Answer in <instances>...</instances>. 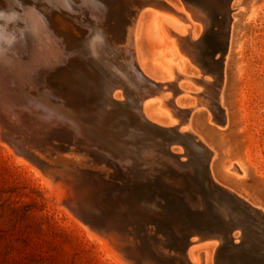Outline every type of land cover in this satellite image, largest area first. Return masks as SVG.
Instances as JSON below:
<instances>
[{
  "label": "bare ground",
  "instance_id": "obj_1",
  "mask_svg": "<svg viewBox=\"0 0 264 264\" xmlns=\"http://www.w3.org/2000/svg\"><path fill=\"white\" fill-rule=\"evenodd\" d=\"M237 9L228 0H0V147L116 264H208L204 246L216 240L215 261L257 257L264 208L217 182L216 151L192 125L206 105L212 122L228 123L222 92ZM144 33L163 77L145 67ZM181 95L197 101L184 107ZM227 171L245 174L238 161ZM140 193L153 197L140 202ZM176 240L184 249L156 250Z\"/></svg>",
  "mask_w": 264,
  "mask_h": 264
},
{
  "label": "rangeland",
  "instance_id": "obj_2",
  "mask_svg": "<svg viewBox=\"0 0 264 264\" xmlns=\"http://www.w3.org/2000/svg\"><path fill=\"white\" fill-rule=\"evenodd\" d=\"M68 1L71 5L85 2ZM171 1L178 5L183 3V0ZM228 5L238 7L230 13L236 18L233 20V41L225 63L226 79L222 92L228 123L221 127L212 122V114L206 105L193 113L192 125L216 151L212 166L217 182L264 208V0H228ZM79 9L83 10L84 6L81 5ZM78 15L73 13V16ZM199 29L197 26L196 31ZM142 55L147 70L156 78L163 77L154 64L156 48L146 33L142 36ZM186 69L193 75L200 72V68L191 62ZM182 85L196 88L186 80ZM173 92L175 89L170 90L171 95ZM179 100L184 107L197 101L196 97L190 95H181ZM206 101L208 104L209 99L206 98ZM155 117L161 125L170 127L167 125L168 117L160 113ZM170 147L175 152L181 150L179 144ZM181 153V159L187 160L183 148ZM234 161L241 163L245 174L227 171V166ZM152 197L151 193H140L137 194V201L144 202ZM154 224L151 222L149 226ZM171 226L163 223L161 228L170 234L173 241L171 234L174 228L170 229ZM150 232L154 233L152 230ZM233 235L240 236L241 230L235 229ZM141 237L152 243L148 235ZM216 241L218 245L219 241ZM173 246L156 250L161 253L164 250L178 251L179 247L184 249L177 240ZM216 246L211 243L204 246L208 264H236V260L228 254L216 255L218 259L215 261ZM201 252L204 253L203 248ZM185 253L183 251V255ZM161 258L170 261H165V264H184L182 260L166 259L168 256ZM0 264H116L87 236L84 227L57 205L55 197L47 195L45 188L29 178L18 165L9 163L1 147Z\"/></svg>",
  "mask_w": 264,
  "mask_h": 264
},
{
  "label": "water",
  "instance_id": "obj_3",
  "mask_svg": "<svg viewBox=\"0 0 264 264\" xmlns=\"http://www.w3.org/2000/svg\"><path fill=\"white\" fill-rule=\"evenodd\" d=\"M182 155V154H181ZM181 155H180V158H181ZM184 155H186V153H184ZM187 156V155H186ZM188 157V156H187ZM188 159H189V157H188ZM188 159L187 160H185V162H182V165L183 166H185L186 164H187V166H189V161H188ZM260 222V221H259ZM263 223H261L260 225H255V227H257L256 228V230H258V228L260 227L261 229H263L262 227H264V221H262ZM237 228H239L238 227V224H236V227H235V229H237ZM234 229V230H235ZM241 238H243V236H239V238L238 237H234L233 239H238L237 241H240L241 240ZM244 238H245V236H244ZM244 241H245V239H244ZM254 248V252H252V253H255L256 255H257V257L252 261V260H250L251 262L250 263H248V261L247 262H244V263H242V264H264V237L261 239V238H258L256 241H255V246H253ZM219 255H222V254H218V257H219ZM218 257H217V259H218ZM184 264H187V263H184Z\"/></svg>",
  "mask_w": 264,
  "mask_h": 264
}]
</instances>
